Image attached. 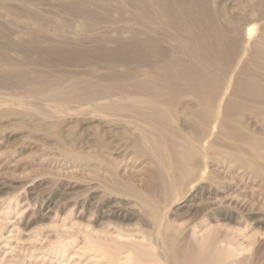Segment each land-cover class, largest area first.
<instances>
[{"label":"rangeland","instance_id":"1","mask_svg":"<svg viewBox=\"0 0 264 264\" xmlns=\"http://www.w3.org/2000/svg\"><path fill=\"white\" fill-rule=\"evenodd\" d=\"M15 1L0 0V8L4 3L29 8ZM225 4L237 12L234 0ZM114 22L121 27L118 18ZM127 26L138 27L134 22ZM112 30L105 29L106 38L116 41L119 36L110 35ZM134 34L125 31L121 37ZM49 35L44 37L66 44L87 37L78 32ZM25 38L0 36V41L17 45ZM65 47L57 49L59 54L44 47L28 49L26 54L41 63L38 67H9L6 63L21 58L0 50V264H191L195 257L200 264H264V110L255 105L256 111L245 112L234 128L240 133L235 140L220 135L219 120L209 126L196 148V175L180 178L152 164V152L138 134V129L151 128H136L123 117L94 110L114 104L111 108L118 109L113 111H122L130 98L41 101V94L22 85L20 76L30 71L53 80L62 73L103 72L75 66L77 60L87 64L100 56L96 52ZM112 49L104 54L119 56ZM67 84L62 78L52 91ZM181 103L190 107L182 98L176 109ZM178 116L166 136L183 153L187 146L173 131L188 137L191 125ZM157 177L164 191L155 190Z\"/></svg>","mask_w":264,"mask_h":264},{"label":"bare ground","instance_id":"2","mask_svg":"<svg viewBox=\"0 0 264 264\" xmlns=\"http://www.w3.org/2000/svg\"><path fill=\"white\" fill-rule=\"evenodd\" d=\"M16 1L29 8L11 4L3 7L4 3L0 8L3 12L0 36L19 35L28 39L18 40L17 45L0 41V50L16 53L21 58L6 63L7 66L38 67L41 63L26 54L28 49L44 47L53 52L72 45L87 49L83 50L84 54L93 51L100 55L93 56L87 64L77 60L81 63L75 66L103 71L101 74L76 73L71 77L62 73L54 80L30 71L20 76L22 85L41 94V101L94 103L114 97L130 98L133 101L122 110H128L126 114L113 111L118 109L111 108L114 104L99 105L94 110L109 111L136 128L138 124L151 128L138 129V134L152 152V164L168 168L177 177L191 179L196 175L193 166L196 148L206 139L209 126H215L219 120L220 135L235 140L240 133L234 128L241 124L245 112L252 113L253 108H258L255 105L264 110V0H234L237 12L226 6L229 0ZM115 17L121 27L116 26ZM133 22L138 26L136 29L127 26ZM109 26L113 27L110 35L119 36L116 41L106 38L105 29ZM125 31L135 34L123 39ZM63 32L70 35L78 32L87 37L68 44L44 37L48 33L55 36ZM108 49L116 50L119 56L105 55ZM117 68L125 70L117 73ZM65 77L68 84L53 92ZM182 98H187L190 107L185 108L181 103L176 109ZM178 115H183L191 125V136L173 131L187 146L183 153L177 151L173 137L166 136L167 127L177 121ZM95 140L101 148V136H95ZM152 175L159 174L152 172ZM159 177L155 190L164 191V181ZM191 264H200L199 257L192 259Z\"/></svg>","mask_w":264,"mask_h":264}]
</instances>
